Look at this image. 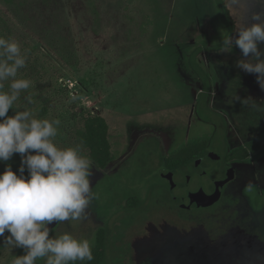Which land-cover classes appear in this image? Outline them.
<instances>
[{
	"label": "rangeland",
	"instance_id": "1",
	"mask_svg": "<svg viewBox=\"0 0 264 264\" xmlns=\"http://www.w3.org/2000/svg\"><path fill=\"white\" fill-rule=\"evenodd\" d=\"M221 14L213 0H0V35L14 36L26 51L21 72L33 81V110L61 121L56 143L82 144L89 155L82 142L85 118L98 115L108 125L113 160L104 170L94 164L99 199L90 220L73 225L76 235L91 237L93 247L97 231L105 230L102 264H264V231L246 235L233 226L221 234V205L181 210L162 192L169 186L160 176L164 159H179L183 149L213 138L219 156L254 143L259 149L242 164L225 161L237 170L222 195L230 196L256 165L251 204L264 207V180L257 175L264 159L256 164L264 156V111L232 99L236 94L264 101V91L254 75L236 67L238 48L219 51L221 30H230ZM196 68L210 77L208 90ZM20 162L15 154L6 163ZM4 168L0 163V172ZM188 170L198 172L193 165ZM198 170L207 175L188 183L177 175L172 196L200 187L209 192L222 175L221 156L204 158ZM244 186L236 196L242 201ZM132 197L141 204L130 211L125 206ZM12 254L22 250L0 248V264H10Z\"/></svg>",
	"mask_w": 264,
	"mask_h": 264
},
{
	"label": "clouds",
	"instance_id": "2",
	"mask_svg": "<svg viewBox=\"0 0 264 264\" xmlns=\"http://www.w3.org/2000/svg\"><path fill=\"white\" fill-rule=\"evenodd\" d=\"M216 6L233 19L231 31L221 30L219 51L238 48L236 67L254 75L264 91V0H213L214 11ZM27 63L20 41L0 35V163H5L0 172V248L22 250L12 254L10 264H85L94 260L93 241L76 235L73 225L89 221L99 199L95 165L82 144L56 143L59 119L33 110V81L21 72ZM232 99L264 111V101L250 95L234 94ZM15 154L21 157L17 171L6 163ZM243 191L252 197L257 186L249 180Z\"/></svg>",
	"mask_w": 264,
	"mask_h": 264
},
{
	"label": "trees",
	"instance_id": "3",
	"mask_svg": "<svg viewBox=\"0 0 264 264\" xmlns=\"http://www.w3.org/2000/svg\"><path fill=\"white\" fill-rule=\"evenodd\" d=\"M219 7L222 13L221 14L222 18L224 22L229 26L230 29L229 31H231L233 29V21L231 17L227 14V10L222 6ZM195 70H196V75L198 76L199 80L202 82V87L208 90L210 87V77L206 75L204 72L200 71L198 68H196ZM215 140L216 138H213L212 140L209 139V142L212 141L215 143L216 142ZM225 141L226 140L223 139L222 141L223 145L225 144ZM82 142L84 146L88 149L89 155L93 160L94 164L96 165L97 169L99 170L106 169L108 165L112 162L113 156L111 154V145L108 139V125L101 116L89 115L88 117L85 118L84 132L82 134ZM208 143L207 144L205 143L200 147H194V148L190 147L183 149L179 154L180 157L179 159H175V158L173 159L171 157L164 159L162 162L163 167H165L167 170L193 175L191 174V172H189L188 168L191 165H193L195 159L205 158L207 149H209L207 148ZM215 147L216 146H213V148ZM258 149H259V144L247 143L246 148L238 147L231 150L228 155H224V156L220 155V156L222 158V162L231 159L233 161H238L236 163H239L240 161L242 162L248 159L250 152L256 153ZM258 159L259 160H256L257 162L255 161L256 164L261 162L264 159V156ZM253 167L250 170V172L242 174L241 177L242 182L240 183V186L235 187V189H233V192L230 193V196L227 194L225 195L223 194L221 199L211 207L197 209L194 207V205H192L190 210L195 209V210L210 211L215 206L221 205L220 207L221 208L223 207V209H221L222 213L220 214V223L216 225L218 232L221 234H224L228 228L231 229V227L233 226L234 228H239L240 230H242V233L246 235L250 234V228L252 230H255L256 232L264 231V207L261 209L253 208L251 204L252 197L248 195L241 196L243 197L244 202L241 199H238V197H236L240 195L239 192L241 191L243 186L252 178L253 175L252 173L254 172ZM12 168L13 171H17L19 166H13ZM257 175L259 176V179L264 180V169L259 171ZM235 179L233 181H235ZM260 182L262 183L261 189L264 191V183L262 181ZM179 186L183 187V185L181 184ZM208 186L209 189L213 188L212 184H209ZM162 192L163 193L166 192L168 194L169 200L173 203L170 197L171 192L168 189V185L165 186V188H162ZM224 196L226 202L222 203V199L224 198ZM177 201H179L178 198ZM140 204L141 203L139 199L132 197L126 201L125 207L127 208V210L133 211V210H137ZM207 222L210 223L208 219ZM104 242H105V230L99 229L97 231L95 246L93 247L94 260L91 262H85V264H102L105 257ZM77 264H80V262H77Z\"/></svg>",
	"mask_w": 264,
	"mask_h": 264
},
{
	"label": "water",
	"instance_id": "4",
	"mask_svg": "<svg viewBox=\"0 0 264 264\" xmlns=\"http://www.w3.org/2000/svg\"><path fill=\"white\" fill-rule=\"evenodd\" d=\"M208 159L211 161H219L220 156L211 151L207 154ZM202 159L198 158L194 161V167H199ZM199 175H195L197 178ZM236 173L233 167H229L224 175L223 179L211 181L213 186V191L211 193L205 192L202 187L199 188L198 191L188 194L187 198L182 200V203L179 205L181 209H190L192 205L195 208H208L217 203L222 196V190L229 182H232L235 179ZM161 178L169 181V189L173 191L176 187V183L174 182L173 173L163 171L161 173ZM186 182L188 183L190 180V176H186ZM190 204V205H189Z\"/></svg>",
	"mask_w": 264,
	"mask_h": 264
},
{
	"label": "flooded vegetation",
	"instance_id": "5",
	"mask_svg": "<svg viewBox=\"0 0 264 264\" xmlns=\"http://www.w3.org/2000/svg\"><path fill=\"white\" fill-rule=\"evenodd\" d=\"M213 146H216V142L215 143H213L212 145H211V147H209V149H207V152H206V154H205V159H207V160H210V159H208V157H207V154L209 153V152H211V151H213ZM214 152V151H213ZM200 159H202V162H201V164L202 163H204V158H200ZM196 160V159H195ZM194 160V161H195ZM201 164H200V166H201ZM163 165V164H162ZM222 165H223V172H222V175H221V177H220V179H223L224 178V175H225V172H226V170L229 168V167H233L235 170H237L236 169V167L234 166L235 164L234 163H228V162H222ZM193 166H194V162H193ZM199 166V167H200ZM199 167H196L195 169L198 171L197 172V174H195V175H207V173L204 171V172H202L203 170H198L199 169ZM163 171H166V172H172L173 173V178H175L177 175H179V176H184V183H187L186 182V176H190V178H193V177H195V175H190V174H187V173H180V172H175V171H172V170H167L165 167H161V169H160V176H161V173L163 172ZM209 176H210V174H209ZM210 177H212V176H210ZM212 178H214V177H212ZM163 179V178H162ZM220 179H214V180H220ZM163 180H165L168 184H169V181L168 180H166V179H163ZM174 180V179H173ZM214 180H212V181H214ZM211 184V183H210ZM169 187V186H168ZM207 188H209V186L207 187ZM202 189H203V187H202ZM199 190V188H197L195 191H198ZM204 190V189H203ZM195 191H193V192H195ZM205 191V190H204ZM213 191V188L212 189H209V192H207V193H211ZM171 193H170V197H171V199H172V201H173V204L175 203V205L179 208V209H181L180 207H179V205L182 203V200L183 199H185V198H187V196H188V194H190V193H193V192H187L186 191V193H184L182 196H180V197H175V196H172V191H170ZM206 192V191H205ZM177 198H178V200L179 201H177ZM190 205V204H189ZM181 210H186V211H189L188 209H181ZM251 222V221H250ZM250 230H251V228H250Z\"/></svg>",
	"mask_w": 264,
	"mask_h": 264
}]
</instances>
